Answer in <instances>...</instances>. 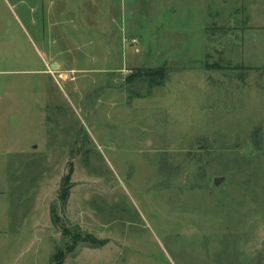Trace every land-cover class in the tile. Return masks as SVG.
<instances>
[{
	"label": "rangeland",
	"instance_id": "obj_1",
	"mask_svg": "<svg viewBox=\"0 0 264 264\" xmlns=\"http://www.w3.org/2000/svg\"><path fill=\"white\" fill-rule=\"evenodd\" d=\"M37 5L0 0V264H264V0Z\"/></svg>",
	"mask_w": 264,
	"mask_h": 264
},
{
	"label": "crops",
	"instance_id": "obj_2",
	"mask_svg": "<svg viewBox=\"0 0 264 264\" xmlns=\"http://www.w3.org/2000/svg\"><path fill=\"white\" fill-rule=\"evenodd\" d=\"M44 4H45V0H38V5H37V7H36V9H38V12H39V14H40V18H41V22H42V24H43V22L45 21V19H44V9H43V7H44ZM45 28H44V25H43V30H44ZM48 32H49V29H48ZM43 41V40H42ZM45 43L46 42H44V46H45ZM52 53L50 52V50H49V45H47V52H46V54H45V57H44V64L46 65V67H45V69H43V72H45V73H48L49 75L50 74H53V75H51V76H54L55 74L54 73H49L48 72V70H52L51 69V64L52 63H57V62H53V60H52ZM59 66H60V64H59ZM52 72V71H51ZM60 77H61V75H59ZM55 77V76H54Z\"/></svg>",
	"mask_w": 264,
	"mask_h": 264
},
{
	"label": "water",
	"instance_id": "obj_3",
	"mask_svg": "<svg viewBox=\"0 0 264 264\" xmlns=\"http://www.w3.org/2000/svg\"><path fill=\"white\" fill-rule=\"evenodd\" d=\"M57 68H59V63H52L51 64V69L52 70H57ZM221 179H223L222 177H218L214 179V183L217 186L219 184V182L221 181ZM86 239L84 237H82V241H85Z\"/></svg>",
	"mask_w": 264,
	"mask_h": 264
},
{
	"label": "trees",
	"instance_id": "obj_4",
	"mask_svg": "<svg viewBox=\"0 0 264 264\" xmlns=\"http://www.w3.org/2000/svg\"><path fill=\"white\" fill-rule=\"evenodd\" d=\"M258 136H260L258 130L254 131V132L252 133V135H251L252 139H254V138L257 139ZM60 199H62L63 202H66L68 198H67V195H66V194H61Z\"/></svg>",
	"mask_w": 264,
	"mask_h": 264
}]
</instances>
